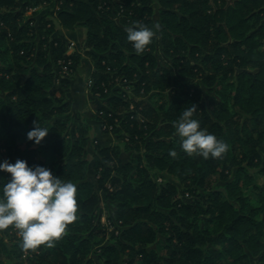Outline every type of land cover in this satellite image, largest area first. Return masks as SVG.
<instances>
[{"label":"trees","instance_id":"16d2710c","mask_svg":"<svg viewBox=\"0 0 264 264\" xmlns=\"http://www.w3.org/2000/svg\"><path fill=\"white\" fill-rule=\"evenodd\" d=\"M217 1L0 0V161L46 166L77 187V219L61 238L24 249L9 226L0 264H264V0ZM35 8L45 10L26 15ZM55 19L83 27V44L67 53ZM156 24L137 54L126 28ZM83 55L109 145L68 98ZM193 104L228 144L221 157L181 148L176 122ZM36 123L49 129L39 144L27 137ZM10 176L0 171V188Z\"/></svg>","mask_w":264,"mask_h":264},{"label":"clouds","instance_id":"9594fccd","mask_svg":"<svg viewBox=\"0 0 264 264\" xmlns=\"http://www.w3.org/2000/svg\"><path fill=\"white\" fill-rule=\"evenodd\" d=\"M159 30V24L128 27L127 40L132 42L137 54H142ZM196 110L194 104L184 108L176 122L181 148L188 155L221 157L228 151V144L201 127L200 121L194 118ZM48 133L47 127L36 123L27 137L39 144ZM170 155L174 157L177 153L173 149ZM0 171L11 174L0 188V230L9 226L17 229L24 249L34 250L44 244L51 246L77 219V187L73 182L62 180L46 166L32 167L21 159L14 163L0 161Z\"/></svg>","mask_w":264,"mask_h":264},{"label":"crops","instance_id":"0c3cea01","mask_svg":"<svg viewBox=\"0 0 264 264\" xmlns=\"http://www.w3.org/2000/svg\"><path fill=\"white\" fill-rule=\"evenodd\" d=\"M44 10L41 8L30 9L27 10L26 15H30L34 12L42 14ZM54 35L61 37L67 42L73 41L76 45H81L85 39V29L83 27L67 29L61 26L59 21L55 19ZM93 70L94 68L90 57L83 55L78 69L71 79L68 98L71 100L72 111H78L83 119L91 125L90 136H93L92 138L98 140L100 144L102 141L106 140L105 142L108 141L109 143L102 145H109L114 142V136L110 133H101L100 122L95 118V111L101 105V101L97 98H93L87 91V82ZM75 97L79 100V104L76 106L74 105Z\"/></svg>","mask_w":264,"mask_h":264},{"label":"rangeland","instance_id":"374dc122","mask_svg":"<svg viewBox=\"0 0 264 264\" xmlns=\"http://www.w3.org/2000/svg\"><path fill=\"white\" fill-rule=\"evenodd\" d=\"M225 2L227 1V0H224ZM222 3H221V1H217V3H216V5L217 6H219V5H221ZM216 5H214V7L216 6ZM153 7H154V10H155V12H154V16H153V18H154V20L156 21L157 19H158V5L156 4V3H154L153 4ZM162 55H161V52H159L158 53V58H159V60L162 58L161 57ZM89 81V80H88ZM220 86V85H219ZM206 94V96H208V94L207 93H205ZM158 98L157 97H154V100H157ZM75 101H74V105L76 106L77 104H79V100H77V98L75 97V99H74ZM159 100V103H161L162 102V100H160V99H158ZM112 136H114V138H115V135H114V133H110ZM91 137H93V136H91ZM93 139V138H92ZM106 139V138H105ZM106 141V140H105ZM105 141H102L101 142V144H106V143H109L108 141L107 142H105ZM112 142V141H111ZM110 142V143H111ZM122 156L124 157V158H128L129 156H130V154H129V152H124V153H122ZM257 181L260 183V182H262L263 180H264V174H259V175H257ZM159 178H161L162 180H164V179H168V180H171V181H174V179L172 178V177H170V176H167V175H164V176H161V177H159ZM209 183H208V185H214V186H216V185H218V184H220L221 182H217L214 178H212L211 180H209L208 181ZM222 184V183H221ZM249 191V190H248ZM247 191V192H248ZM184 200L185 201H189V202H191L192 200H193V198L192 197H184ZM111 210H112V206H107V203H105V202H103L102 203V213H101V221L103 222V223H106L107 222V220H106V218H107V216L108 215H110V213H111Z\"/></svg>","mask_w":264,"mask_h":264},{"label":"built area","instance_id":"2783aa9c","mask_svg":"<svg viewBox=\"0 0 264 264\" xmlns=\"http://www.w3.org/2000/svg\"><path fill=\"white\" fill-rule=\"evenodd\" d=\"M74 48H75V42H73V41H70L69 42V45H68V48H67V53H70L71 51H73L74 50ZM62 71L64 72V73H68V69L66 68V66H63L62 67ZM89 84H90V82L88 81L87 82V91H88V87H89ZM100 114L102 113V112H99ZM100 128H102V129H108L109 131H112V125H104V124H102L101 122H100Z\"/></svg>","mask_w":264,"mask_h":264}]
</instances>
